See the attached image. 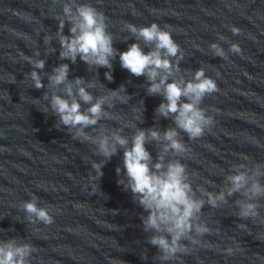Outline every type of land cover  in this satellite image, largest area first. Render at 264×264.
<instances>
[{"label":"clouds","instance_id":"clouds-1","mask_svg":"<svg viewBox=\"0 0 264 264\" xmlns=\"http://www.w3.org/2000/svg\"><path fill=\"white\" fill-rule=\"evenodd\" d=\"M64 12L66 15L71 14V9L65 6ZM71 18V17H70ZM76 23L70 29L72 36L60 35V43L63 51L61 58H68L75 62L76 56L79 54L80 59L85 63L98 65L111 69L112 65L109 57H114L115 53L112 48V39L106 32L107 25L105 24V15L103 12L97 11L90 5H81L77 9ZM63 22H61L62 28ZM133 34L143 38L146 44H155V49L149 52H144L139 44L133 43L129 48L119 54L121 67L128 70L132 75L141 76L147 75L151 82L148 92L150 95L163 92L166 103H161L157 111L167 117L169 113L175 114V123L177 127L186 132L190 139H196L203 136L205 129L213 125V117H206L204 110L197 105L205 95H210L219 91L215 81L207 76L203 69L197 70L193 82H186L181 85L179 82L173 81L167 83V76L161 77L159 82L156 78L159 75L158 70L169 72L172 67L170 60L162 58L161 50L166 52L168 56H176L180 52V45L175 42L171 32L162 29L157 23L153 22L148 26L136 27L132 24L125 25ZM233 35H238L241 29L236 26H231ZM78 33V34H77ZM211 47L215 50V54L223 59L228 57L224 51L216 44ZM231 52L241 53L239 44L232 43L230 45ZM36 68H43L44 61H31ZM31 78L34 82V87L40 89L44 87L39 74L36 71L31 72ZM68 65L62 64L54 69V74L49 77L50 86H57L67 81ZM105 77L112 80L111 72H106ZM75 83L80 85L81 78H77ZM91 86V85H90ZM66 92L69 97L73 95L72 86L68 84ZM118 91L112 92L110 97H101L96 103L92 104L87 110V114L80 111V104L72 100L62 98L59 95H53L51 98V108L60 117V124L66 127L76 128L77 131L73 138L82 137L84 141L97 143L88 136L83 129L95 125L104 114L102 105L106 100L111 98H119L121 102H126L125 97H121ZM80 98L85 103H90L93 99L85 88L78 89ZM188 97L192 102L179 103L180 98ZM152 139L159 140L160 135L157 131H150ZM177 133L173 129H169L164 133L163 139L169 144L165 147V151L169 148L177 152H185V146L175 139ZM113 139L121 146H125L128 141L126 138L118 134H113ZM146 135L145 131L140 130L136 133L132 140L131 148H126L124 151V168L129 180L127 185L131 189L134 196H138V203L148 212L146 219H143L145 231L155 229L159 232H167L171 237L169 241L163 235H154L150 238V243L157 246L163 253L161 259L169 260L174 258L177 253L187 254L190 252L186 245H181L182 239H189L192 244H200L201 241L192 238L189 234L195 230L198 236L210 233L211 229L199 223L193 224V218L196 213H199L203 207L202 201L192 199L188 193L190 185L184 182L185 166L180 162L170 163L167 171L160 174L162 163L155 165L156 171L153 172L149 168L151 159L149 152L145 148ZM99 152L105 158H110L115 154V145L108 143V138L103 137L98 141ZM162 160V157H161ZM96 169L97 177L102 176L100 170L101 165L93 164ZM119 174L120 169L117 168ZM232 187L228 194L240 191L246 187L248 177L244 173L229 177ZM122 183V181H118ZM249 200L253 196L264 194V188L258 183H254L251 189L248 190ZM223 200V194L213 198L209 196V203L216 207V200ZM24 210L29 214L31 221L32 217L39 220L44 225H50L54 222V218L50 215L48 209L38 207L35 201H27L23 205ZM240 218L252 219L254 222L259 217L258 205L248 202L240 205ZM34 222V221H33ZM264 225V220L260 221ZM241 228H246V225H239ZM258 239L264 240V232L258 234ZM207 246V245H205ZM33 247L30 244L14 246L9 242L4 246H0V264H29L28 257L33 252ZM226 255L233 254V248L228 247L223 250Z\"/></svg>","mask_w":264,"mask_h":264}]
</instances>
